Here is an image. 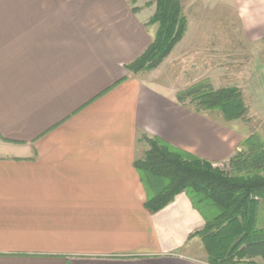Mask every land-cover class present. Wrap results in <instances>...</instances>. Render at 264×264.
<instances>
[{
  "label": "crops",
  "instance_id": "0c3cea01",
  "mask_svg": "<svg viewBox=\"0 0 264 264\" xmlns=\"http://www.w3.org/2000/svg\"><path fill=\"white\" fill-rule=\"evenodd\" d=\"M231 4L264 39V0ZM151 17L130 0H0V264H208L185 194L145 207L139 137L215 165L242 141L127 69Z\"/></svg>",
  "mask_w": 264,
  "mask_h": 264
},
{
  "label": "trees",
  "instance_id": "16d2710c",
  "mask_svg": "<svg viewBox=\"0 0 264 264\" xmlns=\"http://www.w3.org/2000/svg\"><path fill=\"white\" fill-rule=\"evenodd\" d=\"M149 24L158 25L151 45L127 69L134 74L156 69L183 39L187 18L181 0H155ZM178 104L195 103L196 112L220 111L227 121L242 120L247 106L236 88L215 90L207 81L177 93ZM148 149L134 166L146 191L145 207L159 212L185 193L205 221L191 235L201 237L209 264H250L244 258L264 261V139L251 133L228 162V171L158 137L143 134Z\"/></svg>",
  "mask_w": 264,
  "mask_h": 264
},
{
  "label": "rangeland",
  "instance_id": "374dc122",
  "mask_svg": "<svg viewBox=\"0 0 264 264\" xmlns=\"http://www.w3.org/2000/svg\"><path fill=\"white\" fill-rule=\"evenodd\" d=\"M130 2L148 15L155 12V0ZM181 3L188 25L183 39L156 69L137 74L142 79L158 78L159 83L175 91L176 96L202 81L209 82L215 90L238 89L248 107L244 119L227 121L220 111L199 115L215 124L218 133H228L242 142L254 132L264 139V39L257 42L249 38L231 0H181ZM157 28L158 25L156 31ZM181 106L197 113L195 103ZM142 136L139 148L146 151L148 144ZM239 147L241 150V145ZM228 162L229 159L221 164L210 163L228 171ZM259 224H264V210ZM206 259L209 264L208 255Z\"/></svg>",
  "mask_w": 264,
  "mask_h": 264
}]
</instances>
